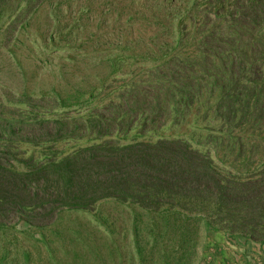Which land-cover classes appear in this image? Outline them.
Returning <instances> with one entry per match:
<instances>
[{"label": "trees", "instance_id": "1", "mask_svg": "<svg viewBox=\"0 0 264 264\" xmlns=\"http://www.w3.org/2000/svg\"><path fill=\"white\" fill-rule=\"evenodd\" d=\"M180 1L183 16L175 27L163 26L170 42L157 82L163 98L154 101H173L183 113L202 108L222 121L221 132L237 129L230 149L220 142L221 155L212 158L191 146L193 136L147 128L128 96L108 109L109 118L88 111L75 126L57 127L54 137L33 128L23 133L28 117L0 125V264H112L118 250L105 261L88 227L77 218L63 225L65 215L100 203L132 211L131 263L121 257L114 264H195L202 227L264 246V0ZM13 5H23V18L30 5L46 3L0 0V26ZM247 141L255 143L246 147ZM69 142L76 145L47 148ZM36 235L42 241H33ZM9 247L11 259L4 254Z\"/></svg>", "mask_w": 264, "mask_h": 264}, {"label": "rangeland", "instance_id": "2", "mask_svg": "<svg viewBox=\"0 0 264 264\" xmlns=\"http://www.w3.org/2000/svg\"><path fill=\"white\" fill-rule=\"evenodd\" d=\"M42 1L46 5H30L23 18L19 14L23 5H13V12L3 18L5 25L0 26L1 126L6 129L8 122L26 123L28 117L31 126H23V133L33 128L40 133L49 131L54 137L57 127L75 126L88 111V115L109 118L108 109L117 108L119 98L128 96L136 109L134 117L145 120L147 128L157 124L158 129L164 126L182 136H193L191 146L210 151L212 158L221 155L220 142L230 149V138L237 135V129L221 132L222 121H213L202 108L192 106L183 113L173 101L167 99L165 105L154 101L157 96L163 98V82H157L165 76L166 60L161 56L170 42L163 26L171 23L175 27L183 16L186 6L180 0L171 4L163 0ZM60 2L65 5H56ZM16 23L7 36L6 29L11 32ZM174 107L182 115H175ZM246 143L248 147L255 142ZM75 145L69 142L47 148L61 151ZM63 218V225L77 218L90 229L105 261L111 259L110 249L118 250L123 261H131L133 218L126 206L100 203L89 213ZM16 228L22 229L21 224ZM200 235L195 264H264L262 245L206 227ZM33 241L42 238L36 235ZM23 244L28 245L26 240ZM4 254L11 259L14 253L9 247ZM121 257L115 256L112 264Z\"/></svg>", "mask_w": 264, "mask_h": 264}]
</instances>
